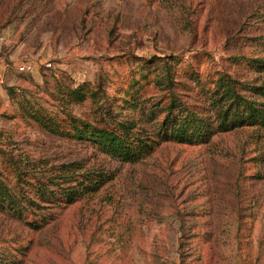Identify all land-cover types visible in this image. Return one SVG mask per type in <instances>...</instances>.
Instances as JSON below:
<instances>
[{
  "label": "rangeland",
  "instance_id": "obj_1",
  "mask_svg": "<svg viewBox=\"0 0 264 264\" xmlns=\"http://www.w3.org/2000/svg\"><path fill=\"white\" fill-rule=\"evenodd\" d=\"M263 41L264 0H0V163L14 156L40 177L78 162L81 173L112 177L96 194L23 221L0 212V264H264V130L168 142L125 164L30 117L100 123L92 99L65 97L83 83L118 101L136 80L142 99L159 102L165 63L173 92L205 112L191 77L208 88L220 71L261 84L264 74L236 58L261 56ZM27 60L37 70L19 73Z\"/></svg>",
  "mask_w": 264,
  "mask_h": 264
},
{
  "label": "trees",
  "instance_id": "obj_2",
  "mask_svg": "<svg viewBox=\"0 0 264 264\" xmlns=\"http://www.w3.org/2000/svg\"><path fill=\"white\" fill-rule=\"evenodd\" d=\"M262 44L264 49V41ZM236 60L264 74V54ZM164 66V74L155 81L156 86L165 93L159 102H155L153 97L142 99V89L136 80L118 101L107 96L99 87L83 83L69 88L64 92L65 97L70 104H82L92 99L100 110L97 121L101 124L71 115L60 120L58 116L39 111H32L30 117L52 134L86 142L96 152L125 164L142 161L158 146L168 142L201 145L209 143L216 134L243 128L264 130V81L258 85H247L231 74L220 71L211 82L212 87L208 88L192 76L193 82L201 86L200 91L206 101L205 112H199L186 105L173 92L177 85L175 76L168 64ZM113 101L117 102L120 113L114 110ZM64 122L68 126L66 129ZM144 125H151L152 130H146ZM6 157L0 163V212L20 221L31 214L44 212L49 206L71 205L81 198L96 194L112 180V177L103 173H81L84 167L78 162L45 168L47 170L43 172H51L50 175L43 173L39 177L31 175L23 160L7 154ZM36 164L46 167L41 161ZM37 168L39 165L34 167L35 172H39ZM11 176L14 185L11 184ZM31 176L36 184L29 189L23 184L29 183ZM46 223L47 220L43 225Z\"/></svg>",
  "mask_w": 264,
  "mask_h": 264
},
{
  "label": "built area",
  "instance_id": "obj_3",
  "mask_svg": "<svg viewBox=\"0 0 264 264\" xmlns=\"http://www.w3.org/2000/svg\"><path fill=\"white\" fill-rule=\"evenodd\" d=\"M16 67L17 71L21 74H33L37 70L38 65L34 61L27 60L18 64ZM43 67L48 70L53 67V64L52 62H45L43 64Z\"/></svg>",
  "mask_w": 264,
  "mask_h": 264
}]
</instances>
